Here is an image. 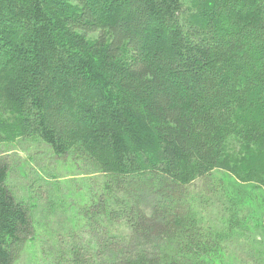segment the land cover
Here are the masks:
<instances>
[{
  "label": "trees",
  "instance_id": "obj_1",
  "mask_svg": "<svg viewBox=\"0 0 264 264\" xmlns=\"http://www.w3.org/2000/svg\"><path fill=\"white\" fill-rule=\"evenodd\" d=\"M24 138L89 170L51 264H261L264 0H0V143ZM7 177L0 264L35 234Z\"/></svg>",
  "mask_w": 264,
  "mask_h": 264
},
{
  "label": "rangeland",
  "instance_id": "obj_2",
  "mask_svg": "<svg viewBox=\"0 0 264 264\" xmlns=\"http://www.w3.org/2000/svg\"><path fill=\"white\" fill-rule=\"evenodd\" d=\"M0 157L8 166L6 184L16 198L27 204L35 230L33 240L19 246L10 264H51L57 234L67 238L63 234L71 230L70 220L78 219L74 213L81 205L82 186L85 188L89 182L85 176L89 170L70 154L54 155L38 138L0 143ZM89 177L102 180L98 174ZM245 256L257 258V246ZM258 260L264 264L262 257Z\"/></svg>",
  "mask_w": 264,
  "mask_h": 264
}]
</instances>
